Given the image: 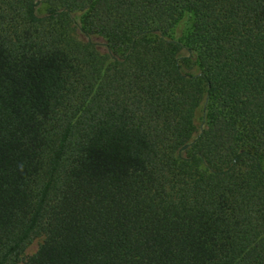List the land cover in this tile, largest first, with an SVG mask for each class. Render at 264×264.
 Here are the masks:
<instances>
[{
    "label": "trees",
    "instance_id": "trees-1",
    "mask_svg": "<svg viewBox=\"0 0 264 264\" xmlns=\"http://www.w3.org/2000/svg\"><path fill=\"white\" fill-rule=\"evenodd\" d=\"M0 264H264V0H0Z\"/></svg>",
    "mask_w": 264,
    "mask_h": 264
},
{
    "label": "rangeland",
    "instance_id": "rangeland-1",
    "mask_svg": "<svg viewBox=\"0 0 264 264\" xmlns=\"http://www.w3.org/2000/svg\"><path fill=\"white\" fill-rule=\"evenodd\" d=\"M41 242V238H36L34 239L28 246L27 248L25 249V254L26 255H29L31 253H33L37 247H38V244Z\"/></svg>",
    "mask_w": 264,
    "mask_h": 264
}]
</instances>
